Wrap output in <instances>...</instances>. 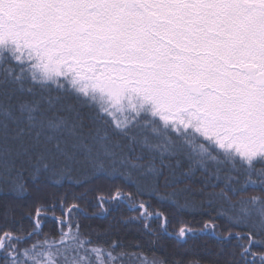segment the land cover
<instances>
[{
  "label": "snow or ice",
  "instance_id": "obj_1",
  "mask_svg": "<svg viewBox=\"0 0 264 264\" xmlns=\"http://www.w3.org/2000/svg\"><path fill=\"white\" fill-rule=\"evenodd\" d=\"M0 264H264V0H0Z\"/></svg>",
  "mask_w": 264,
  "mask_h": 264
},
{
  "label": "trees",
  "instance_id": "obj_2",
  "mask_svg": "<svg viewBox=\"0 0 264 264\" xmlns=\"http://www.w3.org/2000/svg\"><path fill=\"white\" fill-rule=\"evenodd\" d=\"M63 190H66V189H62ZM99 212L98 209H95L91 206H89V212ZM123 213L124 215H127L128 213L126 212L125 209H121L119 211H113L112 215L108 216L107 219H92V220H89V221H85L86 223H90L92 224L93 226H100V227H104L106 225H108L109 223L113 222V216H115L117 219H119L120 217V214ZM197 219H199V217H197ZM25 225H27V221H24ZM49 228L53 227V225L51 223H49L48 225ZM121 235L123 236H126L128 239H138V235L137 233L133 230V231H129L127 229H124L122 228L121 230ZM164 243H166L169 248H171V245L173 243L172 240H165ZM198 244L200 243L199 241L197 242ZM147 251V248L145 249ZM200 251L199 248L195 249L194 252L198 253Z\"/></svg>",
  "mask_w": 264,
  "mask_h": 264
}]
</instances>
